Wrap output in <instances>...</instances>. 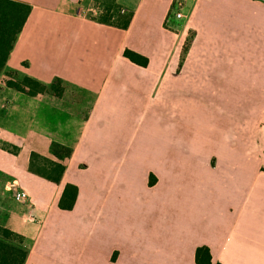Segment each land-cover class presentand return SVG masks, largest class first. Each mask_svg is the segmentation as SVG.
<instances>
[{
	"label": "crops",
	"instance_id": "crops-1",
	"mask_svg": "<svg viewBox=\"0 0 264 264\" xmlns=\"http://www.w3.org/2000/svg\"><path fill=\"white\" fill-rule=\"evenodd\" d=\"M16 1L31 10L0 73V226L24 264H195L200 245L212 264H264V0H113L126 28L95 0ZM8 70L47 90L5 86ZM32 153L65 165L59 183Z\"/></svg>",
	"mask_w": 264,
	"mask_h": 264
},
{
	"label": "trees",
	"instance_id": "trees-1",
	"mask_svg": "<svg viewBox=\"0 0 264 264\" xmlns=\"http://www.w3.org/2000/svg\"><path fill=\"white\" fill-rule=\"evenodd\" d=\"M103 10L95 16L102 23H115L118 27L126 28L131 19V12H123L113 0H104ZM115 8L114 10H112ZM31 6L27 3L16 0H0V73L5 69L7 59L13 48L17 35L22 30L27 17L30 13ZM121 13V14H120ZM116 15V16H115ZM115 17V18H114ZM114 18L115 20H113ZM190 43V36L185 40L182 46L181 61L187 51ZM123 55L131 62L146 66L148 58L144 55L130 50L124 49ZM15 71H6V77L2 79V83L15 90L35 95L45 92L47 87L45 84L38 82L30 76L24 75L22 78L15 77ZM18 148L11 151L17 152ZM52 151L55 155L69 156L71 150L62 148L58 144H53ZM29 171L42 176L50 181L59 183L65 171V165L61 162L50 160L48 158L32 153L29 160ZM154 182L151 176L149 184ZM78 188L76 185L66 183L63 187L62 194L58 201V207L63 210H70L74 206L77 197ZM27 248L23 245L22 236L7 227L0 226V264H24L27 257ZM115 255L112 256V259ZM195 264H212L211 253L206 245L197 246L194 252ZM221 264V263H215Z\"/></svg>",
	"mask_w": 264,
	"mask_h": 264
},
{
	"label": "rangeland",
	"instance_id": "rangeland-1",
	"mask_svg": "<svg viewBox=\"0 0 264 264\" xmlns=\"http://www.w3.org/2000/svg\"><path fill=\"white\" fill-rule=\"evenodd\" d=\"M103 2H104V0H95L93 2V6L96 9V11L97 10H103V4H102ZM110 3H111V0H110ZM178 9H180L179 2L176 1L175 4H174V6H173V8H172L171 13L169 14V20L170 19L171 20L172 19L176 20V18H175V12ZM112 10H114V13L117 14L115 12V8H113ZM99 13H100V11L99 12L97 11V13H96L95 16H98ZM216 140H219V141L217 142V145H214V146H216V147L223 146V145H220L222 143V141L224 140L222 137L219 138V139H216ZM261 150H262V153L260 155L261 156V165H262V169L264 170V139L261 140ZM254 157H256V156H254Z\"/></svg>",
	"mask_w": 264,
	"mask_h": 264
},
{
	"label": "built area",
	"instance_id": "built-area-1",
	"mask_svg": "<svg viewBox=\"0 0 264 264\" xmlns=\"http://www.w3.org/2000/svg\"><path fill=\"white\" fill-rule=\"evenodd\" d=\"M175 18H177V19L181 18V13L180 12H175ZM13 197H14L15 200L23 202L24 200H26L28 195L24 191H20V190L14 189L13 190Z\"/></svg>",
	"mask_w": 264,
	"mask_h": 264
}]
</instances>
